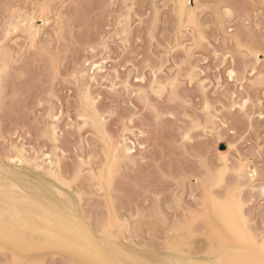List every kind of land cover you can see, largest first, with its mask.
<instances>
[{
	"label": "rangeland",
	"instance_id": "374dc122",
	"mask_svg": "<svg viewBox=\"0 0 264 264\" xmlns=\"http://www.w3.org/2000/svg\"><path fill=\"white\" fill-rule=\"evenodd\" d=\"M220 4L233 12L224 23ZM262 26L264 0H188L183 12L179 0H0V40L7 36L0 45V180L19 188L0 189V206L19 205L23 192L54 205L76 220L80 244L91 230L106 254L75 255L21 224L19 234L0 232V264H222L221 252L241 245L260 257L241 238L264 227L261 181L249 174L264 169V54L249 55L262 52ZM230 70L237 78H228ZM89 101L100 117L95 126ZM119 145L131 154H119ZM48 157L59 161L56 179L37 166ZM221 169L224 183L217 182ZM228 196L244 205L246 221L234 235L216 206Z\"/></svg>",
	"mask_w": 264,
	"mask_h": 264
},
{
	"label": "bare ground",
	"instance_id": "6f19581e",
	"mask_svg": "<svg viewBox=\"0 0 264 264\" xmlns=\"http://www.w3.org/2000/svg\"><path fill=\"white\" fill-rule=\"evenodd\" d=\"M187 1L188 0H179V6L181 5V4H187ZM190 1V0H189ZM176 6V5H175ZM174 6V7H175ZM190 7V6H189ZM176 9V8H175ZM180 10L183 12L184 10H186V8L185 9H181L180 8ZM189 11H192V10H189ZM192 15V14H191ZM35 16V15H34ZM190 16V15H189ZM26 18V17H25ZM32 18H34V17H32ZM23 20V19H22ZM26 20V19H25ZM182 20V19H181ZM184 20V19H183ZM18 21V20H17ZM48 22V21H47ZM18 23V22H17ZM30 23V22H29ZM34 25V24H33ZM15 26V25H14ZM31 27L30 28H32V25H30ZM16 27V26H15ZM18 28V27H17ZM34 28V27H33ZM32 28V29H33ZM24 30V29H23ZM34 30V29H33ZM29 31V30H28ZM27 31V32H28ZM30 32V31H29ZM28 32V33H29ZM31 36V35H30ZM34 38V37H33ZM6 52V51H5ZM4 52V53H5ZM2 55V54H1ZM4 55V54H3ZM2 60V59H1ZM3 61V60H2ZM3 66V65H2ZM101 67V66H100ZM2 69V68H1ZM3 69H4V67H3ZM230 71H233V70H230ZM87 92V91H86ZM87 94V93H86ZM91 94V93H90ZM87 96V95H86ZM92 100H94V99H92ZM87 104L89 103V102H86ZM94 103V102H93ZM86 115V114H85ZM89 115V114H88ZM54 117V116H53ZM85 118H87V117H85ZM53 123V122H52ZM84 123H86V122H84ZM97 124H99V120L96 122ZM96 124V125H97ZM101 124V123H100ZM56 128V127H55ZM55 128H54V130H55ZM52 131V130H51ZM102 132V131H101ZM52 134V133H51ZM57 134V133H56ZM111 139V138H110ZM126 139V138H125ZM125 141V140H124ZM115 142H116V140H115ZM125 143H126V141H125ZM124 143V144H125ZM108 144V143H107ZM116 145V144H115ZM118 145V144H117ZM113 146V145H112ZM119 146H121V145H119ZM23 149H24V147H23ZM113 149V148H112ZM54 150V149H53ZM115 150H117V149H115ZM114 150V151H115ZM132 150H133V148L130 146H126V145H122L121 146V149H120V151L119 150H117L118 152H121V153H119V154H131V152H132ZM24 151V150H23ZM58 151V150H57ZM54 153V152H53ZM58 153V152H57ZM104 153H106V152H104ZM116 153V152H115ZM45 154H47V153H45ZM44 154V155H45ZM117 154V153H116ZM118 154V155H119ZM28 155V154H27ZM50 155V154H49ZM51 155H52V153H51ZM54 155V154H53ZM108 156V155H107ZM114 156H116V155H114ZM120 156V155H119ZM125 156V155H124ZM13 157H15V156H13ZM20 157H22V156H20ZM42 157V156H41ZM53 157V156H52ZM55 157H57V155L55 156ZM55 157H53V158H55ZM53 158H49L48 157V162H47V164H41V163H44L45 161H42V162H39L40 164H38L37 166L38 167H44V169H46V172H47V174H50L51 175V177L52 176H54L53 178H55V177H59V174H58V169H56L57 167H58V164H59V161H58V163H57V159H56V161L53 159ZM61 158V157H60ZM117 159H118V157H117ZM20 160V159H19ZM59 160V159H58ZM105 160V159H104ZM26 162V161H25ZM30 162H32V160L30 161ZM35 162V161H34ZM118 162V161H117ZM26 164V163H25ZM34 164V163H33ZM61 164H62V161H61ZM103 164H104V162H103ZM102 164V165H103ZM115 164V163H114ZM32 165V164H31ZM35 165H36V162H35ZM101 165V166H102ZM240 166V165H239ZM59 167H60V165H59ZM111 167H112V165H111ZM242 167V166H241ZM37 168V167H36ZM106 168V167H105ZM116 168V167H115ZM43 169V168H42ZM63 169V168H62ZM241 169V168H240ZM59 170H60V168H59ZM238 170V169H237ZM245 170V169H244ZM43 171V170H42ZM115 171V170H114ZM91 172V171H90ZM96 172V171H95ZM101 172V171H100ZM240 172V171H239ZM242 172H244V171H242ZM112 173H113V171H112ZM65 174V173H64ZM62 175V174H61ZM96 175H97V172H96ZM212 174H210V176H211ZM209 176V177H210ZM4 177V176H3ZM25 177V176H24ZM99 177H100V175H99ZM104 177V176H103ZM8 178V177H7ZM64 178V177H63ZM102 178V177H101ZM114 178V177H113ZM56 179V178H55ZM103 179V178H102ZM210 179V178H209ZM213 179H214V177H213ZM100 180V179H99ZM207 180V179H206ZM58 181V180H57ZM67 181H69L68 179H67ZM104 181H106V179H105V177H104ZM211 182V181H210ZM0 183H2V181L0 180ZM62 183V182H61ZM109 183V182H108ZM63 184V183H62ZM67 184V183H66ZM103 184H101V186H102ZM110 185H111V182H110ZM104 186V185H103ZM210 186V185H209ZM13 188V190H15V188L16 189H18L19 190V188H18V186H16V185H14V184H9V183H6V182H3L2 184H0V189H3L4 191L5 190H8V189H6V188ZM31 187H33V186H31ZM103 188V187H102ZM36 189V188H35ZM101 189V188H100ZM22 192H23V190H21ZM14 192V191H13ZM63 192V191H62ZM77 192V191H76ZM40 193V192H39ZM64 193V192H63ZM232 193H233V191H232ZM65 194V193H64ZM58 193H57V197H58ZM77 195H78V193H77ZM233 195V194H232ZM231 195V196H232ZM43 196V195H42ZM66 196H68V195H66ZM230 196V195H229ZM228 196V197H229ZM79 197V196H78ZM220 197V196H219ZM21 198H22V202L19 204V205H3V206H0V232H4V230L6 229V228H8V227H12V229H14L15 230V233L16 234H19V232H18V227L16 226V225H21V224H23L24 226H26L27 228L28 227H34V228H36V232H38L41 236H42V238L43 239H46V241H48V242H50V243H67L68 244V246L70 245L72 248H75V249H77V253L78 254H75V252L74 251H69V250H67V251H69V252H74V253H72V255L73 254H75V255H79V253L80 252H78L79 250L80 251H85V250H87V255H88V252H90L91 251V253H92V255H95V256H97V258L98 257H102V253H101V248H100V245H99V243H98V241H96V239L92 236V234L90 233L91 232V230H90V232L89 233H87V234H82L81 235V242H82V244H80L79 243V240L80 239H78V237L76 236V230L74 231V228L76 227V226H78L76 223H74V222H76V220H72L71 218H69L67 215L65 216V214L66 213H61L60 211H58V209L54 206V205H47V204H45L43 201H38V200H33V199H29V198H27V196H26V193L25 192H23V195L21 196ZM44 198V197H43ZM59 198H60V196H59ZM69 198V197H68ZM225 198V197H224ZM52 200H53V198H52ZM75 200V199H74ZM72 200H69V202H71ZM222 201V200H221ZM218 202V203H216V206H218V212H219V214H220V216H221V218H222V221L225 223V225L226 226H228L229 228H230V232L234 235V234H237L239 231H240V221L241 220H244V221H246V219H244V213H243V210H242V212L241 213H237L236 212V205H237V203L238 202H240L239 200H237V199H235V196H234V198H232V199H230V197H229V199L227 200H223V202ZM61 202V201H60ZM80 202V201H79ZM62 203V202H61ZM240 203H243V202H240ZM57 204V203H56ZM74 205V202L72 203L71 202V205ZM66 205V204H65ZM72 205V206H73ZM79 205V204H78ZM68 207V206H67ZM75 207H76V205H75ZM69 208V207H68ZM83 208V207H82ZM67 209V208H66ZM69 210V209H68ZM72 210H74V209H72ZM76 210V209H75ZM85 210V209H84ZM71 211V210H70ZM72 212V211H71ZM76 212V211H75ZM33 213V214H32ZM78 213V212H77ZM74 214H76V213H74ZM244 214V215H243ZM85 215V214H84ZM203 215V214H202ZM123 216V215H122ZM156 216V215H155ZM30 218H31V220H30ZM74 218H75V216H74ZM83 218V217H82ZM121 218V217H120ZM123 218V217H122ZM125 218V217H124ZM34 219V220H33ZM76 219V218H75ZM95 219V218H94ZM119 219V218H118ZM126 219V218H125ZM187 219V218H186ZM25 220L26 221H28V223L27 222H25ZM83 220V219H82ZM98 220V219H97ZM185 220V219H184ZM33 221H35L36 223L32 226L31 225V223L33 222ZM74 221V222H73ZM78 221V220H77ZM118 221V220H117ZM122 221V220H121ZM188 221V220H187ZM247 222H248V220H247ZM78 223H79V221H78ZM117 223H119V222H117ZM179 223V222H178ZM204 223V222H203ZM87 223H85V224H83L82 223V225H86ZM97 224V223H96ZM125 224V223H124ZM181 224V223H180ZM74 225H76V226H74ZM191 225V224H190ZM190 225H187V227L188 226H190ZM118 226V225H117ZM126 226V225H125ZM124 226V227H125ZM180 226V225H179ZM81 227V226H80ZM86 227V226H85ZM88 227V226H87ZM86 227V228H87ZM121 227V226H120ZM129 227V226H128ZM164 227V226H163ZM174 227V226H173ZM212 227V226H211ZM248 227V226H247ZM82 228V227H81ZM80 228V229H81ZM111 228V227H110ZM79 229V228H78ZM83 229H85V228H83ZM88 229V228H87ZM86 229V230H87ZM109 229V228H108ZM172 229V228H171ZM183 229V228H182ZM85 230V231H86ZM138 230V229H137ZM84 231V232H85ZM177 231V230H176ZM187 231V230H186ZM189 231V230H188ZM79 232V231H78ZM104 233H105V231H103ZM109 232V231H108ZM108 232H106V233H108ZM173 232V231H172ZM183 232V231H182ZM190 232V231H189ZM12 233H13V231H12ZM82 233H83V231H82ZM166 233V232H165ZM171 233V232H170ZM169 233V234H170ZM175 233V232H174ZM179 233V232H178ZM1 234V233H0ZM14 234V233H13ZM78 234V233H77ZM100 234V233H99ZM255 234V233H254ZM10 235V234H9ZM101 235V234H100ZM104 235H107V234H104ZM171 235V234H170ZM188 235V234H187ZM7 236V235H6ZM13 236V238H14V236L15 235H12ZM80 236V235H79ZM105 237H107V236H105ZM168 237V236H167ZM173 237H174V235H173ZM183 237H185V236H183ZM189 237H190V235H189ZM242 236H240L239 238H241ZM244 237V236H243ZM111 238V237H110ZM180 238V237H179ZM104 240H105V238H103ZM107 239H109L108 237H107ZM175 239V238H174ZM173 239V240H174ZM212 239V238H211ZM242 240H243V238H241ZM190 240V239H189ZM188 240V241H189ZM116 241V240H115ZM169 242H170V240H168ZM183 241V240H182ZM185 241H187V240H185ZM44 242V241H43ZM84 242H87L86 244L88 245H91V246H89V248H87V246H86V244L84 243ZM102 242H104V241H102ZM142 242V241H141ZM173 242V241H172ZM179 242H181V241H179ZM190 242V241H189ZM192 242V241H191ZM209 242H210V240H209ZM30 243V242H29ZM41 243V242H40ZM105 243V242H104ZM103 243V244H104ZM113 243V242H112ZM185 244H186V242H184ZM213 243H214V241H213ZM44 244H46L47 246H48V243H45L44 242ZM43 243H42V245H44ZM83 244H85V245H83ZM175 244V243H174ZM216 244V243H215ZM45 245V246H46ZM104 245H106V244H104ZM103 245V246H104ZM164 245H165V243H164ZM188 245H190V243L188 244ZM44 246V247H45ZM55 246V245H54ZM53 246V247H54ZM60 246V245H59ZM58 246V247H59ZM61 246H62V244H61ZM149 246V245H148ZM174 247H175V245H173ZM179 246H180V244H179ZM178 246V247H179ZM187 246V245H186ZM212 246V245H211ZM50 247V246H49ZM52 247V246H51ZM63 247H65V245H63ZM63 247H61V248H63ZM67 247V246H66ZM66 247H65V249H66ZM146 247V246H145ZM168 248H170L169 246H167ZM166 247V248H167ZM190 247V246H189ZM192 247V246H191ZM218 247V246H217ZM116 248V247H115ZM214 248V247H213ZM216 248V247H215ZM221 248H222V246H221ZM228 248V247H227ZM64 249V250H65ZM74 249V250H75ZM107 249H109V248H107ZM111 249V248H110ZM117 249H118V247H117ZM160 249V248H159ZM192 249V248H191ZM119 250V249H118ZM151 250V249H150ZM196 250V249H195ZM211 250V248L209 249V251ZM214 250V249H213ZM217 250H218V248H217ZM222 250H224V248L222 249ZM221 250V251H222ZM111 251V250H110ZM169 251V250H168ZM170 251H172V250H170ZM178 251V250H177ZM103 252V251H102ZM112 252H115V251H112ZM116 252H118V251H116ZM115 252V253H116ZM124 252V251H123ZM207 252V251H206ZM213 252H215V251H213ZM108 253H110V252H108ZM108 253H107V255H108ZM222 254V257H223V261H224V263H222V264H258V261H259V259H260V257H255L253 254H250V253H252V252H250L249 253V248H247L246 246H240V247H237V246H234V247H230V249L228 250V249H226L225 248V250H224V252H221ZM19 254V253H18ZM82 254H84L83 252H82ZM213 254V253H212ZM104 255H106V254H104V252H103V257L105 258V256ZM111 255H112V253H111ZM216 255V254H215ZM240 255H242L243 257L242 258H244V260L243 261H238L239 260V257L238 258H235V257H237V256H240ZM253 255V256H252ZM255 255H257V254H255ZM81 256H83V255H81ZM89 257H90V255H88ZM113 256H115L116 258H117V256H120V255H117V254H114ZM16 257V256H15ZM28 257V256H27ZM26 257V258H27ZM77 257V256H76ZM85 257V256H84ZM107 257V256H106ZM241 257V256H240ZM91 258H92V260H93V256H91ZM96 258V257H95ZM116 258H115V260H116ZM218 258V257H217ZM242 258H240V260L242 259ZM19 259V258H18ZM71 259V258H70ZM81 260H82V257L80 258ZM90 259V258H89ZM99 259H101V258H99ZM119 259H121V258H119ZM233 259H237V262H234L233 261ZM15 260H16V258H15ZM98 260V259H97ZM102 260V259H101ZM100 260V261H101ZM105 260V259H104ZM114 260V261H115ZM83 261H85V260H83ZM82 261V262H83ZM103 261V260H102ZM106 261V260H105ZM108 262V261H107ZM111 262V261H110ZM109 262V263H110ZM116 262V261H115ZM84 263H86V262H84ZM104 263H106V262H104ZM108 263V264H109ZM113 263V262H112ZM116 263H118V262H116ZM111 264V263H110ZM148 264V263H147Z\"/></svg>",
	"mask_w": 264,
	"mask_h": 264
},
{
	"label": "snow or ice",
	"instance_id": "6c2138e0",
	"mask_svg": "<svg viewBox=\"0 0 264 264\" xmlns=\"http://www.w3.org/2000/svg\"><path fill=\"white\" fill-rule=\"evenodd\" d=\"M41 7L44 8L45 10H47L49 8L48 5H42ZM197 7H199V5H197ZM215 7L217 9H221V8L223 9L222 13L218 12V14H217V20L220 23H224L226 20L232 18L233 12H232L230 6L224 5V4H220V5H216ZM180 8L183 10V9L186 8V5L185 4H181ZM44 18H45V14H44V12H42L41 16H40V19H44ZM189 23H190V26H193V27L196 26V24L198 23L196 21V18H195L194 14L189 16ZM262 30H264V26H262ZM229 31H231V29H229ZM9 34H10V31H9ZM6 40H7V36L3 40H0V45H3ZM201 40H203V37H201ZM262 54H264V45H262V52L261 53H257L254 50L249 53V55L251 56V58L253 60L257 59V57L259 55H262ZM190 55H191V53L189 52V56ZM215 55L218 58L223 55V58L225 60L228 59V55L222 54L219 51H217L215 53ZM245 59L247 60V57ZM251 71H252L251 67H246V68L243 69V74L245 76H247V74L249 72H251ZM152 74H153V76H155L156 72L153 71ZM2 75H3V70H0V76H2ZM73 78H75V77H73ZM189 78H192V77L190 76ZM228 78L230 80H232L234 78H237V72L235 70L229 71L228 72ZM260 80H261L262 85H264V74L261 75ZM154 87H155V85H154ZM171 87H172V93H171L172 102H175L176 101V97H177L178 83L176 81H172L171 82ZM145 95H146V93H141V99L142 100L144 99ZM155 95L157 97H162L163 96V91H156ZM248 103H249L248 100H244L243 105L239 106L241 108L242 115H244L245 117H247V113L244 111V108H245L246 105H248ZM88 107L91 108V110H92L91 119L93 121V125L95 126L96 122L100 118L99 117V113L95 111V108H94V106H93L91 101H89ZM204 108H205V110H208L209 105L207 103H205ZM152 111L156 115V119L158 120L159 119V113L157 112L156 108L153 107ZM261 112H262V115H261L260 119H261V121H264V105L261 106ZM57 119H59V117H57ZM84 119H85V117L81 116V120H84ZM131 119L134 120L135 116L131 117ZM128 123H130V121L128 119H126L125 120V125H127ZM85 126H87V125H85ZM187 139H188V136L185 135L184 136V140H187ZM221 159L224 160L225 162H227V158L226 157L222 156ZM13 162H15V161H13ZM81 163H83V162H81ZM240 171L241 172L243 171L242 167H241ZM225 172H226V169H221L220 170V173H219V175L217 177V182L218 183H224V181H225ZM249 174L251 175L253 182H255L257 179H259L261 181V192L264 193V169H261V172H260L259 176L254 171H250ZM77 179H78V177H74L73 181H75ZM253 190H255V189H253ZM243 208H244L243 203L238 202L237 205H236V212L237 213H241ZM262 212H264V209H262ZM243 239H244V242L246 244L250 245L254 249H258L259 255H260V259L258 261V264H264V227H262L260 229L259 235H255V234H252V233H249V232L246 231L244 233ZM12 264H22V262L13 260Z\"/></svg>",
	"mask_w": 264,
	"mask_h": 264
}]
</instances>
